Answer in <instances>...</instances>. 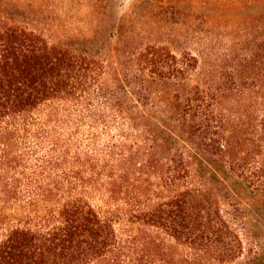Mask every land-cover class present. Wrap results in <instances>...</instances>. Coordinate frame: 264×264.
<instances>
[{
  "label": "trees",
  "instance_id": "obj_1",
  "mask_svg": "<svg viewBox=\"0 0 264 264\" xmlns=\"http://www.w3.org/2000/svg\"><path fill=\"white\" fill-rule=\"evenodd\" d=\"M136 64L152 79L165 81L188 79L199 61L154 43L137 53ZM104 74L98 57L0 20V204L3 210L9 201L18 207V217L0 226V264L245 260L243 233L220 196L192 182L187 150L180 158L167 157L160 185L168 193L159 199L121 215L96 202L90 194L96 185H107L102 200H114L116 181L131 175L132 164L145 165V156L155 154L124 149L127 122L119 123L120 137L112 134L115 109L102 92ZM182 100L177 120L186 131L194 136L220 123L222 129L205 137L203 149L225 158L238 177L264 192V95L255 109L259 115L247 113L242 130L235 115L219 111L200 85L187 89ZM135 144L139 141L130 146Z\"/></svg>",
  "mask_w": 264,
  "mask_h": 264
},
{
  "label": "rangeland",
  "instance_id": "obj_2",
  "mask_svg": "<svg viewBox=\"0 0 264 264\" xmlns=\"http://www.w3.org/2000/svg\"><path fill=\"white\" fill-rule=\"evenodd\" d=\"M1 19L98 57L105 66L102 92L115 109L112 134L120 137L119 123L127 122L131 128L126 129L124 149L155 153L145 156V165L132 164L131 175L116 181L114 200H102L107 192L102 183L90 191L104 210L121 215L167 194L160 185L166 159L174 154L180 158L181 150H187L194 165L192 182L219 195L243 233L246 258L236 264H264V192L238 177L225 158L203 149L205 137L222 129L220 123L212 121L215 126L193 136L177 120L185 91L195 85L219 104V111L235 115L240 130L247 113L259 115L264 0H0ZM154 43L167 45L179 57L195 55L197 69L186 80L152 79L137 68L136 55ZM135 141L139 144L132 148ZM4 204L0 226L18 217L14 203Z\"/></svg>",
  "mask_w": 264,
  "mask_h": 264
}]
</instances>
